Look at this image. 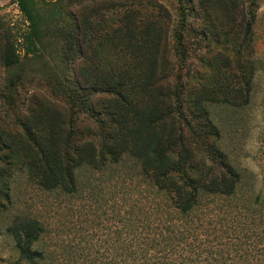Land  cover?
Wrapping results in <instances>:
<instances>
[{
	"label": "trees",
	"instance_id": "trees-1",
	"mask_svg": "<svg viewBox=\"0 0 264 264\" xmlns=\"http://www.w3.org/2000/svg\"><path fill=\"white\" fill-rule=\"evenodd\" d=\"M17 2L30 28L26 54H35L45 17L37 0ZM45 2L55 4L63 22L62 96L60 101L32 97L16 124L0 126V211L10 201L16 171L43 190L71 193L81 169L102 170L125 156L139 163L182 214L204 197L234 195L242 176L221 147L210 107L248 103L253 70L248 81L238 80L244 86L239 88L240 75L228 73L232 58L221 52L213 61L222 82L192 84L196 68L190 60L197 51L189 48V37L192 24L207 22L195 12L212 11L219 16L218 33L237 29L245 48L253 39L254 13H244L238 0H178L175 22L153 0ZM65 2L79 6L78 14L64 17ZM2 49L7 66L18 63L10 45ZM11 231L21 256L15 264H41L42 255L33 250L39 224L26 222Z\"/></svg>",
	"mask_w": 264,
	"mask_h": 264
},
{
	"label": "rangeland",
	"instance_id": "rangeland-1",
	"mask_svg": "<svg viewBox=\"0 0 264 264\" xmlns=\"http://www.w3.org/2000/svg\"><path fill=\"white\" fill-rule=\"evenodd\" d=\"M37 1L45 17L42 38L37 52L27 55L24 36L29 23L17 0H0V126L4 128L26 114L32 97L60 101L62 96L67 64L59 36L61 14L54 11L53 2ZM153 1L178 22V0ZM238 2L244 13H254L248 46H240L237 29L218 33L219 16L212 11L195 12L196 18L207 22L192 24L189 37V48L197 51L190 60L196 68L192 84L222 82L213 61L221 52L232 58L228 73L240 75L239 88L253 70L248 103L210 107L221 147L242 176L236 193L204 197L192 212L182 214L129 156L102 170L81 169L77 190L71 193L43 190L16 171L10 201L0 211V264L21 259L11 230L26 222L42 228L33 245L42 255L37 258L41 264H264V0ZM63 4L64 17L78 14L79 6ZM5 45L13 48L11 54L18 60L11 67L2 58ZM104 54L106 60L113 58L111 51Z\"/></svg>",
	"mask_w": 264,
	"mask_h": 264
}]
</instances>
